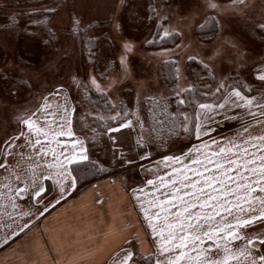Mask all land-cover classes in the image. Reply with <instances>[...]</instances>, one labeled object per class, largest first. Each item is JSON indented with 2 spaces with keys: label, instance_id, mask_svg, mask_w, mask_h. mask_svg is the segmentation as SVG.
Masks as SVG:
<instances>
[{
  "label": "snow or ice",
  "instance_id": "snow-or-ice-1",
  "mask_svg": "<svg viewBox=\"0 0 264 264\" xmlns=\"http://www.w3.org/2000/svg\"><path fill=\"white\" fill-rule=\"evenodd\" d=\"M125 2L119 0L120 5ZM200 7L205 12L196 21L197 28L213 25L220 31L224 27L221 18L243 16L249 3L201 0ZM39 10L53 13L56 8ZM10 19L15 21L16 16ZM47 22L46 18L31 20L29 25ZM72 25L74 34L82 30L80 18L74 17ZM115 27L119 29V24ZM254 28L264 35V22ZM162 31L161 40L179 35ZM48 37L42 40L45 45L56 38L51 28ZM132 51V45L125 43V54L120 57L125 76L129 73L127 54ZM171 54L164 49L157 55ZM188 60L199 62L206 75L216 79L207 63L196 56ZM161 63L167 69L165 80H171L174 87L167 95L145 98L148 118H142L138 109L129 110L123 101L109 98L119 77L102 86L95 76L89 77L90 83L73 76L70 84L34 98L31 107L14 116L13 130L0 138V245L30 229L32 219L59 204L80 180L109 171V161L100 159L90 147L107 137L113 146L112 162L119 160L121 167L136 164L145 174L129 195L152 248L146 254L136 252L131 246L140 241L132 236L106 264H264V64L254 68L258 84L221 79L214 87L204 83L201 90L196 81L182 83L186 78L177 60ZM24 89L31 93L32 84L21 78L11 95L18 96ZM71 89L88 105H93L89 95L93 91L103 103L93 105L98 111H89ZM226 126L231 130L225 131ZM124 130L134 134V143L129 145L134 156L121 148ZM182 142L184 147H178ZM153 145L168 151L153 160ZM145 160H151L152 166L138 163Z\"/></svg>",
  "mask_w": 264,
  "mask_h": 264
},
{
  "label": "rangeland",
  "instance_id": "rangeland-1",
  "mask_svg": "<svg viewBox=\"0 0 264 264\" xmlns=\"http://www.w3.org/2000/svg\"><path fill=\"white\" fill-rule=\"evenodd\" d=\"M200 2L201 0H126L125 5H120L119 0H0V77H4L0 79V138L13 130L14 116L21 109L31 107L36 102L34 98L46 94L54 87L70 84L73 76L88 83L89 77L95 76L102 86L109 85L119 77V82L110 89L108 96L117 103L123 101L129 110L138 109L142 118L149 117V105L145 102L147 96L167 95L174 87L173 83L166 84L169 81L165 80L167 69L162 66L163 59L177 60L183 77L186 78L182 83L196 81L201 90L204 83L214 87L221 79L231 83L232 79L238 78L258 84L259 82H254L253 72L256 66L264 64V35L254 25L264 22V0H248L249 7L245 9L243 16L228 15L221 18L224 25L222 30L216 32L215 27L209 25L198 36L196 21L201 20L205 12L200 7ZM60 3L65 8L72 7L75 12L73 15L66 13L61 16L59 21H62L57 26H67L66 29L60 30L63 34H55L56 38L50 39L45 45L42 40L49 39V22L43 25H29V22L45 18L48 20L49 14L39 9L55 7ZM154 8L156 12L153 11ZM33 10L37 11L33 13ZM13 15L16 16L15 21L10 19ZM72 16L82 21V30L75 34L72 31L73 19L70 20ZM164 16L168 19H163ZM117 23L119 29L115 27ZM25 27L26 31L23 30ZM86 27L90 31L83 36ZM162 29L179 32L180 39L175 46L157 48L148 45L149 40L163 35ZM52 30L56 29L52 27ZM92 34L98 37V47L94 53L82 43L86 35ZM125 43L133 47V51L127 54V76L120 67V57L125 54ZM164 49L170 50L172 54L167 57L157 55ZM189 56H196L198 61L207 63L216 79L208 77L199 62H190ZM201 76L205 77L203 81L199 80ZM21 78L30 81L31 93L24 89L18 96L11 95ZM70 91L73 97L83 102L81 107L88 105L77 90ZM89 95L93 102L92 92ZM102 100L103 98L100 101ZM87 110L98 111L93 105H88ZM134 138L130 130H124L121 148L129 156L135 155L134 151L129 150ZM90 147L100 159L109 161L106 165L109 171L98 179H115L118 185L122 180L129 185V189L144 180L139 179L140 168L136 164L121 167L119 160L112 162L113 146L107 137H101L98 143ZM178 147H184V143H180ZM166 151L168 150L153 145L152 159H159ZM138 163L146 167L152 166L151 160ZM127 193L126 210L129 209L130 202L133 204L129 191ZM132 209L134 215L131 216L135 217L138 209L133 205ZM131 247L140 252L137 244Z\"/></svg>",
  "mask_w": 264,
  "mask_h": 264
},
{
  "label": "crops",
  "instance_id": "crops-1",
  "mask_svg": "<svg viewBox=\"0 0 264 264\" xmlns=\"http://www.w3.org/2000/svg\"><path fill=\"white\" fill-rule=\"evenodd\" d=\"M65 7L60 3L55 6V12L48 13L49 28L54 27L53 32L58 36L67 27L57 26L61 16L75 12L72 7ZM230 130L226 126L225 131ZM138 173L143 180L145 174L141 169ZM111 180L101 178L82 188L76 186L44 216L32 219L30 229L0 245V264H106L108 257L132 236L140 241L137 250L148 253L152 245L139 212L136 210L133 217L131 202L126 210L129 185L122 180L119 185L115 179Z\"/></svg>",
  "mask_w": 264,
  "mask_h": 264
},
{
  "label": "trees",
  "instance_id": "trees-1",
  "mask_svg": "<svg viewBox=\"0 0 264 264\" xmlns=\"http://www.w3.org/2000/svg\"><path fill=\"white\" fill-rule=\"evenodd\" d=\"M216 29V28H215ZM85 30V31H84ZM83 30V36H84V34H87V32H88V30L90 31V28H85ZM174 32H176V31H174ZM199 32H201V30L200 29H198L197 27H196V34L199 36ZM216 32H217V29H216ZM179 39H180V36L179 35H176V36H174V37H170V38H168V39H164V40H161L160 38H156L155 40L157 41L156 43H154V44H148L149 46H154V47H157V48H159V47H173V46H175L177 43H178V41H179ZM98 37L96 36V35H86V37H84L83 39H82V43L84 44V45H86L88 48H90V50H91V52L92 53H94V51L97 49V47H98ZM92 55H94V54H92ZM174 60V59H173ZM201 65V64H200ZM169 82H166V84L167 85H170L172 82L170 81V80H168ZM92 96H93V98H94V100H93V105L95 104V103H100L101 101V99H102V97H100L97 93H95L94 91L92 92ZM110 98V97H109ZM199 98H201V97H199ZM203 98V97H202ZM101 103H103V100H102V102ZM107 173V172H106ZM106 173H99V174H96V175H88L87 177H86V179H83V180H80L79 181V183L77 184V186L79 187V188H82L85 184H87V183H90V182H92V181H94V180H96V179H98V178H100V177H102L104 174H106Z\"/></svg>",
  "mask_w": 264,
  "mask_h": 264
}]
</instances>
